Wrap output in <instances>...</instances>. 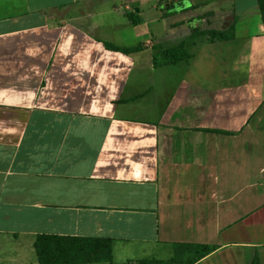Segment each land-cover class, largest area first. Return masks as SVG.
<instances>
[{
    "label": "crops",
    "instance_id": "0c3cea01",
    "mask_svg": "<svg viewBox=\"0 0 264 264\" xmlns=\"http://www.w3.org/2000/svg\"><path fill=\"white\" fill-rule=\"evenodd\" d=\"M168 1L0 0V237L108 238L128 264H183L184 244H205L190 264H264L256 2L216 19L196 13L207 0ZM245 5L252 31L223 35ZM171 12L187 31L154 48ZM180 42L186 58L156 60Z\"/></svg>",
    "mask_w": 264,
    "mask_h": 264
},
{
    "label": "trees",
    "instance_id": "16d2710c",
    "mask_svg": "<svg viewBox=\"0 0 264 264\" xmlns=\"http://www.w3.org/2000/svg\"><path fill=\"white\" fill-rule=\"evenodd\" d=\"M255 2L264 33V0H255ZM128 19L131 23L138 22L131 14H128ZM103 45L107 49L123 53L133 51L138 47H118L109 42H103ZM163 55L173 61L186 58L183 53V42L164 50ZM184 246L191 253V256L182 262L183 264H190L213 249L212 246L205 244L188 243ZM32 248L36 264H111L112 261L111 242L108 238L37 234L33 238ZM157 263L166 264L169 263V260L168 262H160L158 260L141 259L134 264Z\"/></svg>",
    "mask_w": 264,
    "mask_h": 264
},
{
    "label": "rangeland",
    "instance_id": "374dc122",
    "mask_svg": "<svg viewBox=\"0 0 264 264\" xmlns=\"http://www.w3.org/2000/svg\"><path fill=\"white\" fill-rule=\"evenodd\" d=\"M156 1H161L162 0H156ZM207 4L205 6L203 5H198L197 6V11L196 13L200 11H210L213 12L212 14L216 16V19L222 17V14L218 11L219 8H222V5H225L226 2L231 1V0H222V4H219V0H207ZM211 1V2H210ZM217 1V2H215ZM168 7H162L163 12H170L169 9L174 7L173 9L175 10L181 2H184L182 0H169L168 1ZM219 4V5H218ZM251 6L245 5L244 10L237 14L236 20L233 23V28L232 29H226L223 33L225 36H229L230 33L234 34H242V33H249L253 29V23L256 21L255 18L250 17L252 15L251 12ZM218 11V12H217ZM186 15V14H185ZM183 12H177V13H168L167 16H164L163 19L159 21V29L156 30L155 26L157 25L154 23V34L152 32V35L154 36V39L152 38V41L154 43V48H158L159 46L162 47H171L173 43L176 42V39H180V36L184 34L187 31L186 28H180L179 25L175 27L169 26L171 22H174V20H178L181 17L185 16ZM193 15V13H192ZM103 16H99L98 18L101 19ZM225 17H230L229 15H226ZM222 31V29H219ZM213 31V30H212ZM210 37L214 36L215 33H210L207 34ZM161 43V44H159ZM166 56L158 54L156 57V60L158 62H162L163 59H165ZM151 82L147 83L146 87H150ZM154 90L156 91V88L154 86ZM154 92V91H153ZM160 97L165 95V92L162 93L161 89H159V94ZM16 242H12L11 239H8V236H3L0 237V264H36L34 254L32 251V247L28 244H24L23 240L24 238H18L16 239ZM149 250L147 256H149ZM112 261L111 264H128V262L131 261H126V257L124 256L123 251L115 246L113 252H112ZM150 257V256H149ZM134 259V258H133Z\"/></svg>",
    "mask_w": 264,
    "mask_h": 264
}]
</instances>
